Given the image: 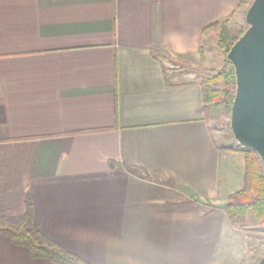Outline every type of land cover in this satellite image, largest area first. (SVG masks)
<instances>
[{
    "label": "crops",
    "instance_id": "obj_1",
    "mask_svg": "<svg viewBox=\"0 0 264 264\" xmlns=\"http://www.w3.org/2000/svg\"><path fill=\"white\" fill-rule=\"evenodd\" d=\"M238 1L0 0V216L29 198L92 264H216L231 222L209 205L243 187L244 157L221 151L196 71L167 61L197 67ZM0 264L56 263L0 234Z\"/></svg>",
    "mask_w": 264,
    "mask_h": 264
},
{
    "label": "trees",
    "instance_id": "obj_2",
    "mask_svg": "<svg viewBox=\"0 0 264 264\" xmlns=\"http://www.w3.org/2000/svg\"><path fill=\"white\" fill-rule=\"evenodd\" d=\"M253 0H239V8L250 6ZM230 17L218 20L201 30V35L208 29L218 31L217 47L223 54V62L218 69L208 68L212 76L200 81L205 118L221 109L231 114L236 94V72L227 54L232 45L244 34L245 26L232 27ZM201 57L204 48L200 47ZM221 83L222 87H217ZM245 156V184L242 189L232 193L224 210L233 223L249 225L253 221L264 224V171L258 153L250 148H242ZM0 234L13 244L22 246L31 258L48 259L56 264H92L80 256L69 252L37 228L31 200L27 199V210L22 215L0 216Z\"/></svg>",
    "mask_w": 264,
    "mask_h": 264
},
{
    "label": "water",
    "instance_id": "obj_3",
    "mask_svg": "<svg viewBox=\"0 0 264 264\" xmlns=\"http://www.w3.org/2000/svg\"><path fill=\"white\" fill-rule=\"evenodd\" d=\"M246 22L248 28L227 54L237 85L230 125L238 142L258 153L264 171V0L252 1ZM258 264H264V256Z\"/></svg>",
    "mask_w": 264,
    "mask_h": 264
},
{
    "label": "rangeland",
    "instance_id": "obj_4",
    "mask_svg": "<svg viewBox=\"0 0 264 264\" xmlns=\"http://www.w3.org/2000/svg\"><path fill=\"white\" fill-rule=\"evenodd\" d=\"M247 6L239 8V1L237 7L230 17V25L232 27L245 26ZM227 17V18H228ZM226 19V18H225ZM218 31L211 32L206 35V32L201 35V45L204 48L205 55L201 57L197 67H191L189 65H183L178 60H168L167 62L175 69H181L184 71H196L193 75L194 78L201 81L204 77L212 76L207 71V66L210 68L218 69L223 62V54L217 47ZM207 52V53H206ZM209 57L208 63H205V57ZM176 66V67H175ZM217 87H222L221 83H217ZM231 114L221 109L219 113L212 114L209 117V123L217 139V143L223 153L240 152L244 157V183L245 184V170L246 162L245 156L242 153L243 146L235 138L231 125ZM243 188V187H242ZM241 188V189H242ZM240 190V189H239ZM238 191V190H237ZM236 192V191H235ZM229 197L223 202L214 203L209 205L210 209L224 210L225 204L228 202ZM203 204V203H202ZM203 205H207L204 203ZM225 212V210H224ZM226 214V212H225ZM227 216V214H226ZM228 218V217H227ZM229 220V218H228ZM230 221V220H229ZM231 222V221H230ZM264 256V224L257 221H253L249 225L231 222V226H225L223 228L221 241L217 248L216 264H258L259 260Z\"/></svg>",
    "mask_w": 264,
    "mask_h": 264
}]
</instances>
